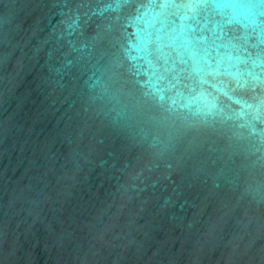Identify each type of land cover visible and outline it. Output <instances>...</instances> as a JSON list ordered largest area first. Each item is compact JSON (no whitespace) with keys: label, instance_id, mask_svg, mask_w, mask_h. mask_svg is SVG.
I'll list each match as a JSON object with an SVG mask.
<instances>
[{"label":"water","instance_id":"obj_1","mask_svg":"<svg viewBox=\"0 0 264 264\" xmlns=\"http://www.w3.org/2000/svg\"><path fill=\"white\" fill-rule=\"evenodd\" d=\"M0 264H264V0H0Z\"/></svg>","mask_w":264,"mask_h":264}]
</instances>
